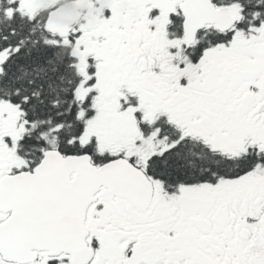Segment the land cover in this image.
Returning <instances> with one entry per match:
<instances>
[{
    "label": "snow or ice",
    "instance_id": "1",
    "mask_svg": "<svg viewBox=\"0 0 264 264\" xmlns=\"http://www.w3.org/2000/svg\"><path fill=\"white\" fill-rule=\"evenodd\" d=\"M0 264H264V0H0Z\"/></svg>",
    "mask_w": 264,
    "mask_h": 264
}]
</instances>
